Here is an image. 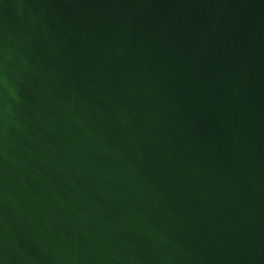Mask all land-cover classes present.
I'll return each mask as SVG.
<instances>
[{
    "label": "water",
    "instance_id": "1",
    "mask_svg": "<svg viewBox=\"0 0 264 264\" xmlns=\"http://www.w3.org/2000/svg\"><path fill=\"white\" fill-rule=\"evenodd\" d=\"M0 264H264V0H0Z\"/></svg>",
    "mask_w": 264,
    "mask_h": 264
}]
</instances>
